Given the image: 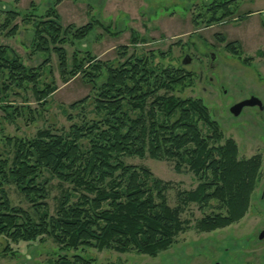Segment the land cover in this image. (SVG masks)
<instances>
[{"label": "trees", "instance_id": "trees-1", "mask_svg": "<svg viewBox=\"0 0 264 264\" xmlns=\"http://www.w3.org/2000/svg\"><path fill=\"white\" fill-rule=\"evenodd\" d=\"M4 15L0 29L13 36L19 10L9 9ZM219 19L212 12L204 22ZM21 20L31 23L32 50L45 58L37 66H28L12 47L0 44L4 118L12 121L26 109L14 104L11 94L30 91L38 104L47 102L55 83L43 87L39 83L50 53L58 57L62 80L79 75L91 91L67 105L71 111H80L81 120H74L65 110L70 122L66 129L41 128L30 138L0 135V143L8 148L0 152V237L15 243L50 237L61 251L53 264H91L89 256H68V250L109 248L155 256L167 249L188 227L180 218L188 203L202 208L215 200L225 209L198 220L200 231L228 225L244 215L258 182L261 157L239 158L235 141L224 139L200 98L173 94L192 81L190 71L152 65L153 53L148 57L131 54L125 62L111 66L80 49L72 52L69 68L63 45L83 40L96 26L110 32L108 26L91 18L81 26L62 27L55 3L43 14L25 13ZM135 37L131 35L132 46ZM226 47L242 54L236 40L226 41ZM119 49L125 51L127 45ZM133 156L172 160L175 171L186 168L199 183L193 190L178 191L179 205L171 207L165 194L169 182L154 176L146 166L125 162L124 157ZM48 176L66 184L53 213L47 202ZM10 186L30 211L12 204ZM7 250L8 245L3 254Z\"/></svg>", "mask_w": 264, "mask_h": 264}, {"label": "rangeland", "instance_id": "rangeland-1", "mask_svg": "<svg viewBox=\"0 0 264 264\" xmlns=\"http://www.w3.org/2000/svg\"><path fill=\"white\" fill-rule=\"evenodd\" d=\"M200 1L0 0V27L5 11L19 10V16L14 21L18 24L16 33L9 37L0 29V44L12 47L24 64L37 66L45 58V55L32 50L33 27L31 23L21 20L25 13L40 15L55 3L62 27L70 24L81 26L91 18L98 19L111 31L96 26L83 40L64 44L69 68L74 49L89 50L97 59L111 62V66L125 62L131 54L148 57L153 53L150 64L183 68L192 73V81L185 87L174 89L173 94L183 98H200L208 108L210 117L218 123L224 139L230 137L235 141L239 158L256 154L261 157L258 182L250 195L247 211L237 221L200 231L196 227L198 220L207 214L224 213L225 209L219 208L215 200L202 208L197 203H188L180 212V218L188 222L187 229L178 233L174 242L155 256L135 251L118 252L109 248L70 249L68 256H89L91 264H264V236L262 239L258 237L264 231V118L257 109L245 108L237 117L229 110L249 94H255L264 101V15L262 17L256 12L264 9V0L227 2L233 8L237 7V12L228 17L231 18L228 22L219 19L215 23L197 26L192 18L196 17L198 10H205L204 6L212 3L210 0ZM213 6H217V3ZM33 7L35 11H30ZM219 12L214 13L218 16ZM248 12L253 13L247 15ZM209 14L201 16L206 20ZM134 33L136 44L132 46L130 39ZM231 40L237 41L241 55L226 47V41ZM121 45H127V49H119ZM209 51L216 54L212 68ZM186 53L189 61L183 62ZM49 58L39 86L55 83L56 89L45 104H38L30 91L26 95L11 94L9 99L26 109L12 121L5 119L0 110L1 136L30 138L41 128L66 129L70 124L67 112L73 115L74 120H81L80 111H71L67 105L89 94L91 85L79 75L62 80L57 55L50 53ZM243 58L249 59L243 62ZM24 97L28 101L23 102ZM89 108L92 106L86 111ZM7 149L0 143V152ZM124 160L146 166L154 176L168 181L165 194L171 207L179 205L178 191L193 190L199 183L186 168L181 172L175 171L172 160L135 156L124 157ZM48 180L47 202L49 211L53 213L66 184H61L54 177ZM8 192L12 204L31 210L14 186H10ZM6 245L10 250L3 254ZM60 253L58 245L50 237L17 243L0 237V264H53Z\"/></svg>", "mask_w": 264, "mask_h": 264}, {"label": "flooded vegetation", "instance_id": "flooded-vegetation-1", "mask_svg": "<svg viewBox=\"0 0 264 264\" xmlns=\"http://www.w3.org/2000/svg\"><path fill=\"white\" fill-rule=\"evenodd\" d=\"M236 1H238V0H210L209 2H212L211 4H206L205 6H204V9L205 10H198V13H197V15H196V17H194V18H192L193 20L195 19V22H196V24H198L197 26H199V24H204V25H208L207 23H205L204 22V19L202 18V14H207V13H212V12H215V11H220L219 12V14H218V17H220L222 20H223V22H228L230 19H228V17H230L234 12H237V7H235L234 6V8H233V6L230 4V3H227V2H236ZM200 2H204V0H201ZM215 3H217V6H213V4H215ZM257 13H260V15L263 17V15H264V9L263 10H258V11H256ZM253 12H248L247 13V15H250V14H252ZM204 15V16H205ZM220 19V20H221ZM237 19V18H236ZM221 20V21H222ZM225 20V21H224ZM194 22V23H195ZM214 23H215V21H214ZM261 52V51H260ZM211 53H215L214 51H209L208 52V55H210ZM261 53H263V52H261ZM185 57H187L188 56V54L186 53L185 55H184ZM251 96H256V97H258L261 101H262V103H263V109L261 110L260 108H259V106L258 105H253V106H244L243 108H242V110H241V112L245 109V108H250V109H257L258 110V112L260 113V114H262V116H263V118H264V101H263V99L262 98H260L259 96H257V95H255V94H249L247 97H243L242 99H240L239 101H241V100H244V99H247V98H249V97H251ZM240 112V113H241ZM237 117V116H236Z\"/></svg>", "mask_w": 264, "mask_h": 264}, {"label": "water", "instance_id": "water-1", "mask_svg": "<svg viewBox=\"0 0 264 264\" xmlns=\"http://www.w3.org/2000/svg\"><path fill=\"white\" fill-rule=\"evenodd\" d=\"M209 58H210V67H214V61L216 60V54L215 53H211L209 55ZM189 61V57H185L183 62H187ZM253 106V105H258L259 108L262 110L263 109V103L262 101L256 97V96H251L247 99H244V100H241V101H238L236 103H234L231 107H230V112L234 115V116H238L242 110V108L244 106ZM264 236V231L262 230L259 234V239H262ZM216 264H219V262H217Z\"/></svg>", "mask_w": 264, "mask_h": 264}]
</instances>
